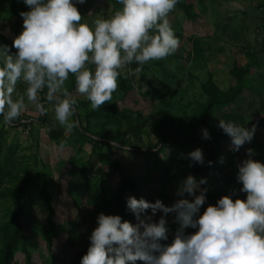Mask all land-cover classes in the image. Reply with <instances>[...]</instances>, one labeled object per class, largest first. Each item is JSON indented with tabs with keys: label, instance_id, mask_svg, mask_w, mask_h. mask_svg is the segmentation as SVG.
<instances>
[{
	"label": "rangeland",
	"instance_id": "374dc122",
	"mask_svg": "<svg viewBox=\"0 0 264 264\" xmlns=\"http://www.w3.org/2000/svg\"><path fill=\"white\" fill-rule=\"evenodd\" d=\"M76 6L89 24L122 8L117 0ZM29 10L24 0H0V45L12 53L24 30L20 14ZM169 19L180 41L176 53L133 75L128 70L138 65L126 67L112 100L100 109L92 110L69 78L66 87L77 98L73 129L61 126L48 104L44 115L29 105L11 125L0 117V249L7 225L17 220L30 239L15 250L11 264H74L87 253L101 213L136 224L129 197L171 206L184 198L177 194L184 179L208 164L197 178L207 180L201 215L225 195L246 199L239 165L248 149L264 161V0H180ZM17 89L23 93L25 85ZM219 119L255 126L254 138L233 150L228 134L216 136L223 131ZM197 148L205 157L202 165L188 158ZM162 215L158 211L152 222ZM167 222L163 244L172 243L180 227L173 213Z\"/></svg>",
	"mask_w": 264,
	"mask_h": 264
},
{
	"label": "clouds",
	"instance_id": "9594fccd",
	"mask_svg": "<svg viewBox=\"0 0 264 264\" xmlns=\"http://www.w3.org/2000/svg\"><path fill=\"white\" fill-rule=\"evenodd\" d=\"M85 2L24 0L30 10L20 14L24 30L13 41L16 53L0 45V117L5 125L20 119L29 105L44 115L48 104L59 124L73 129L78 124L72 120L77 98L66 87L70 77L75 78L76 94L98 110L112 100L126 67L135 63L138 67L134 72L129 68L127 75L139 73L145 64L174 55L180 46L169 19L180 0H117L120 10L92 24L82 22L76 6ZM18 84L25 85L23 93ZM218 126L232 138L233 150L251 142L256 132L255 126L223 119ZM203 137L210 138L206 128ZM113 147H119L116 141ZM247 151L237 175L246 199L225 195L201 215L207 192L201 185L207 180L192 175L179 186L177 194L184 198L171 206L131 196L127 207L138 222L101 213L81 264H264V161L253 159L252 149ZM188 158L201 165L205 161L199 148ZM149 209L151 215L146 214ZM158 211L163 215L152 222ZM170 213L180 227L173 242L163 244L169 238ZM187 228L198 230L189 235Z\"/></svg>",
	"mask_w": 264,
	"mask_h": 264
},
{
	"label": "trees",
	"instance_id": "16d2710c",
	"mask_svg": "<svg viewBox=\"0 0 264 264\" xmlns=\"http://www.w3.org/2000/svg\"><path fill=\"white\" fill-rule=\"evenodd\" d=\"M262 110L264 111V103L262 105ZM263 123H264V120H263ZM225 134L226 133L224 131H220L219 133H216V136L222 137ZM210 167H211V164H208L206 167H201V168L196 169L194 171L195 173L193 176L198 178V177L205 175L210 169ZM118 209L119 211L123 210L124 209L123 205L121 204V207H119ZM119 211H118V214H119ZM7 226H9V227H6L7 232H6L5 238H7V243L5 244V246H3L2 249H0V264H11V260L14 257L15 250H17L22 245L26 246L27 243L30 241V239L22 233L19 220L13 223L12 226L11 224ZM49 231L52 236L55 234L54 228H49ZM8 232L9 233L14 232V234L8 235ZM85 254L86 253H84L83 256ZM83 256H81L76 262H74V264H81V260Z\"/></svg>",
	"mask_w": 264,
	"mask_h": 264
}]
</instances>
